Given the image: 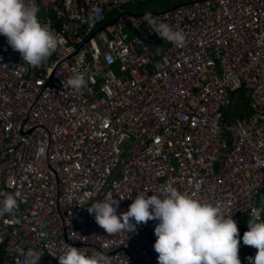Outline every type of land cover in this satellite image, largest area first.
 Masks as SVG:
<instances>
[{"label":"built area","instance_id":"2783aa9c","mask_svg":"<svg viewBox=\"0 0 264 264\" xmlns=\"http://www.w3.org/2000/svg\"><path fill=\"white\" fill-rule=\"evenodd\" d=\"M156 0H35L62 37L40 67L0 36V264H58L65 244L110 264H157L154 227L107 234L87 208L119 212L167 185L239 222L264 208V0H191L133 14ZM146 14L186 36L162 40ZM130 28L133 37L126 30ZM84 74L81 92L66 86ZM243 91L250 114L225 120ZM264 217V213H262Z\"/></svg>","mask_w":264,"mask_h":264},{"label":"clouds","instance_id":"9594fccd","mask_svg":"<svg viewBox=\"0 0 264 264\" xmlns=\"http://www.w3.org/2000/svg\"><path fill=\"white\" fill-rule=\"evenodd\" d=\"M39 11L35 0H0V36L33 68L42 66L62 41V37L40 22ZM145 18L159 38L176 47L184 46L186 36L182 30H174L164 22L157 23L150 14ZM86 84L84 74L80 73L66 81V86L76 92H81ZM131 200L124 212L118 213L119 201L111 196L92 203L87 212L107 234L135 232L137 226L157 221L153 244L158 253L157 264H241V240L243 245L257 250L254 256L247 258L248 264H264V208L251 210L247 231L240 237L237 221L226 217L220 207L181 193L172 185H167L160 195L148 196L147 191H142ZM17 208L15 196L7 194L0 200V217ZM41 255L30 249L26 264H38ZM58 264H110V257L104 252L89 254L65 244Z\"/></svg>","mask_w":264,"mask_h":264},{"label":"trees","instance_id":"16d2710c","mask_svg":"<svg viewBox=\"0 0 264 264\" xmlns=\"http://www.w3.org/2000/svg\"><path fill=\"white\" fill-rule=\"evenodd\" d=\"M149 3V2H147ZM146 4V3H143ZM142 5V4H140ZM239 92V91H238ZM238 92L234 93L232 96V104L226 108L225 110V120L228 123H231L234 119H238V118H244L246 117L245 114L240 110L241 107L234 105L235 100L237 98V102L239 99L238 97ZM249 115V112L247 114V116ZM238 229H239V236L242 237L244 232L247 231V220L245 219V217L241 216L239 218V222H238ZM256 249H254L251 246H247V245H243L242 240H241V244H240V248H239V258L241 260V264H248V260L247 258L250 256H254L256 254Z\"/></svg>","mask_w":264,"mask_h":264},{"label":"rangeland","instance_id":"374dc122","mask_svg":"<svg viewBox=\"0 0 264 264\" xmlns=\"http://www.w3.org/2000/svg\"><path fill=\"white\" fill-rule=\"evenodd\" d=\"M189 0H156V1H152L146 4H142V5H138V4H133L130 6H127L125 8V10H127L130 13L133 14H137V13H142V12H146V11H159L162 12L166 9L172 8L176 5H180V4H185L188 3ZM41 17L42 16V8H41ZM129 37H133V34L129 32ZM238 97L240 100H238L237 102V98L235 100L234 105L236 106H240V107H246V99L244 96V92L243 91H239L238 92Z\"/></svg>","mask_w":264,"mask_h":264},{"label":"crops","instance_id":"0c3cea01","mask_svg":"<svg viewBox=\"0 0 264 264\" xmlns=\"http://www.w3.org/2000/svg\"><path fill=\"white\" fill-rule=\"evenodd\" d=\"M126 32H128V34H129V32L133 34V32L130 30V28H128V29L126 30ZM239 107H240V106H239ZM240 110H241L244 114L246 113L245 116H247L248 112H249V114H250V111L248 110L247 105H246L245 108H244V107H241Z\"/></svg>","mask_w":264,"mask_h":264}]
</instances>
